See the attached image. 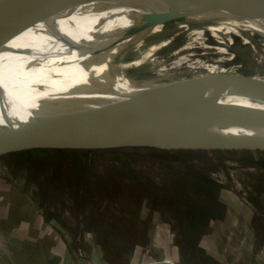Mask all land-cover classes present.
<instances>
[{
	"label": "rangeland",
	"instance_id": "obj_1",
	"mask_svg": "<svg viewBox=\"0 0 264 264\" xmlns=\"http://www.w3.org/2000/svg\"><path fill=\"white\" fill-rule=\"evenodd\" d=\"M233 64L264 83L253 58ZM211 141L0 152V177L40 207L26 264H264V148Z\"/></svg>",
	"mask_w": 264,
	"mask_h": 264
},
{
	"label": "bare ground",
	"instance_id": "obj_2",
	"mask_svg": "<svg viewBox=\"0 0 264 264\" xmlns=\"http://www.w3.org/2000/svg\"><path fill=\"white\" fill-rule=\"evenodd\" d=\"M101 3L58 0L23 9L0 21V26L49 35L96 34ZM237 56L253 58L264 70V5L123 0L112 38L97 50L71 54L41 47L0 50V122L22 129L110 95L208 82L231 83L264 102V83L247 80L233 64ZM173 119L149 116L134 124L152 127ZM125 132L127 126L107 124L100 136ZM252 134L264 135V127L240 118L172 138L160 147H190L185 144H204L208 138L225 145L253 141L248 137Z\"/></svg>",
	"mask_w": 264,
	"mask_h": 264
},
{
	"label": "water",
	"instance_id": "obj_3",
	"mask_svg": "<svg viewBox=\"0 0 264 264\" xmlns=\"http://www.w3.org/2000/svg\"><path fill=\"white\" fill-rule=\"evenodd\" d=\"M58 0H9L0 4V21L27 8ZM77 1V0H75ZM100 1L96 34L49 35L24 32L0 26V50L23 51L41 47L71 54L97 50L113 36L123 0ZM194 3L223 1L247 6L264 5V0H184ZM40 38V39H36ZM175 118L152 127H140L135 120L149 117ZM240 118H250L264 127V102L231 83L208 82L173 89H152L115 94L92 104L75 108L63 117L36 120L22 129H11L0 122V152L25 148L103 149L123 146L160 147L165 142L202 133ZM176 120H185L184 123ZM107 124L127 126L129 132L100 136ZM252 142H235L231 148H264V135H248ZM162 148V147H160ZM230 148V147H229ZM149 264H166L155 262ZM170 264H175L174 262Z\"/></svg>",
	"mask_w": 264,
	"mask_h": 264
},
{
	"label": "crops",
	"instance_id": "obj_4",
	"mask_svg": "<svg viewBox=\"0 0 264 264\" xmlns=\"http://www.w3.org/2000/svg\"><path fill=\"white\" fill-rule=\"evenodd\" d=\"M19 193V190L8 184L5 178L0 177V264H12L14 263L12 259L18 260L16 264H26L25 259L30 258L31 255L25 252V248L24 251L22 250L21 245H18L20 242L25 240L30 242L32 253L35 244L38 248L41 247L42 238L39 230L43 223L40 207L35 202H29L26 205L25 197ZM24 230H28L30 237H26ZM49 233L51 240H57L51 230ZM45 254V257H48V253ZM30 264L35 263L30 262Z\"/></svg>",
	"mask_w": 264,
	"mask_h": 264
}]
</instances>
